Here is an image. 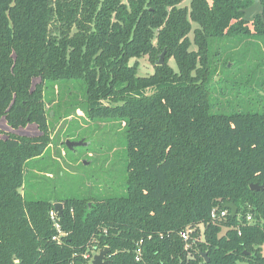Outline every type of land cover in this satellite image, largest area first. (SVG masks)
<instances>
[{"label": "trees", "instance_id": "obj_1", "mask_svg": "<svg viewBox=\"0 0 264 264\" xmlns=\"http://www.w3.org/2000/svg\"><path fill=\"white\" fill-rule=\"evenodd\" d=\"M182 1L0 0V118L38 130L0 132V264H89L102 248L110 264H264V110L220 112L227 62L211 51L264 45V0L251 22L250 0ZM141 57L152 74L130 64ZM76 111L124 129L123 193L26 199L25 164L50 146L49 118ZM229 203L236 215L212 221Z\"/></svg>", "mask_w": 264, "mask_h": 264}, {"label": "rangeland", "instance_id": "obj_2", "mask_svg": "<svg viewBox=\"0 0 264 264\" xmlns=\"http://www.w3.org/2000/svg\"><path fill=\"white\" fill-rule=\"evenodd\" d=\"M250 1L252 5L246 9L244 16L249 22L261 11L259 0ZM189 3L190 0H183L181 6L189 8ZM195 27L193 23V29ZM249 28L252 29L250 23ZM190 38L192 39V32ZM192 48H195L194 45ZM212 49L217 65L222 66L227 62V70L221 75L222 83L218 90L216 89L218 96L212 98L214 103L220 106V112H262L264 45L253 39L239 44V40L235 38L214 43ZM134 63H137L139 75L153 73L152 64L146 57L132 59L130 64ZM169 65L176 71L172 60ZM49 121L52 131L50 146L41 157L31 159L25 164L23 192L26 199H100L123 193L124 129L101 120L88 121L80 111L66 120L59 115V118L50 117ZM0 132L2 136L6 133L19 136L38 134L34 123L13 129L6 124L4 118H0ZM67 140H85L87 146L70 149L65 145ZM262 249L264 253V245Z\"/></svg>", "mask_w": 264, "mask_h": 264}, {"label": "water", "instance_id": "obj_3", "mask_svg": "<svg viewBox=\"0 0 264 264\" xmlns=\"http://www.w3.org/2000/svg\"><path fill=\"white\" fill-rule=\"evenodd\" d=\"M164 53L165 52H162L159 55V58H158V60L155 63L156 66H159V65L163 64V62H164ZM65 145L68 148L73 149V148H75L77 146H87V143L83 142V141L70 142L69 140H67L65 142ZM249 189L251 191L256 192V191L262 190L263 187L262 186H258L257 184H252V185L249 186ZM53 208L57 212L58 216H62L63 205L61 203H55ZM225 209L230 211V216L234 217L236 215L237 209H236V207L233 204H231V203L226 204L225 205ZM108 253H109V250L107 248L99 249L97 251V253L92 256V259H91L89 264H110V261L108 259H106V255ZM203 257H206V254H203Z\"/></svg>", "mask_w": 264, "mask_h": 264}, {"label": "built area", "instance_id": "obj_4", "mask_svg": "<svg viewBox=\"0 0 264 264\" xmlns=\"http://www.w3.org/2000/svg\"><path fill=\"white\" fill-rule=\"evenodd\" d=\"M228 212H229V210H227V209H223V210L212 209L211 212H210V218L214 222H216V221H222V220H225L226 219V217L228 215ZM49 217H50V219L53 222V226H54L55 230L57 231V234L54 235L52 237V239L54 241L59 242L60 241L59 240V237L62 236V235H64L61 232L59 223L57 221V218L59 216H58V214H57V212L55 210H51L50 213H49ZM245 220H246V223H250L252 221V216L250 214L246 215ZM180 235H181V238L183 240L186 241L188 239V233L187 232L184 231Z\"/></svg>", "mask_w": 264, "mask_h": 264}]
</instances>
